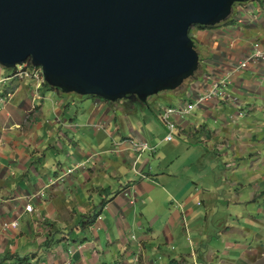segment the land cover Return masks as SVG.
Returning <instances> with one entry per match:
<instances>
[{
    "label": "crops",
    "instance_id": "crops-1",
    "mask_svg": "<svg viewBox=\"0 0 264 264\" xmlns=\"http://www.w3.org/2000/svg\"><path fill=\"white\" fill-rule=\"evenodd\" d=\"M227 29L237 34L229 44L230 48H244V51L240 50L242 54L236 56V59L230 56L229 60L226 57L227 60L220 62L221 65H215L219 68L215 71L212 64H208L205 70L212 78L223 77L230 67L244 57L246 51L248 37L242 33L245 28L228 24L223 31ZM261 42H264V31ZM235 45L237 47H234ZM220 67L223 69L220 70ZM208 74L204 73L198 78L200 81L196 82L197 88L194 92L209 87L210 79L208 81L206 78ZM260 78H264V64L237 73L228 91L242 101L247 87L264 83L259 81ZM5 81L7 85L11 80L9 78ZM29 88L30 91H26L23 98L17 97V102L13 103L11 98L13 107L22 106L21 110L14 108L16 112L9 111L7 115H19L18 122H21L23 127L18 122L14 123L15 120L10 119V123L20 130L27 131L32 138L25 135V138H29L27 146L26 143L17 146L14 142L8 147L9 143H0V264H169L172 259L184 258L185 264H227L225 261L244 264L247 263L246 260H253L254 256L261 259L264 255V205H261L264 204V169L254 167L253 173L246 176L247 166L244 165L243 157L225 155L224 159L228 162L241 164L237 169L236 166L228 169V210L231 208L238 216L243 215L242 213L247 215L243 221H239L241 224L226 222L227 230L216 232L219 236L222 233L228 237L222 240L224 247L219 246L217 250L213 242L205 243V231L197 229L201 224L200 217L193 218V213L185 210L184 217H180L181 213L173 210L167 200H163L166 195L174 198V194L184 190L191 179L173 181V176L177 177L176 175L161 170L146 173L144 170L149 160L141 169L138 168L141 158L147 152L139 153L135 150L132 140L148 141L145 135L153 121L152 116L145 121V126L139 129H135L129 121L127 133L121 132L122 126L119 125L111 131L110 123L117 122V117L110 115L111 109L104 111L111 105L107 101L100 105L94 104L89 113L86 108L73 113L70 107L72 102H75L73 97L66 98L62 91L47 85L37 89L36 85L32 84ZM42 89L45 92L43 96L39 94ZM186 94L177 95L175 100L180 103L186 98ZM0 95L4 96L3 93ZM57 97L59 100L56 101ZM49 101L52 106L46 108ZM118 103L120 104H112L111 108L123 111L127 119L130 118V112L136 110V104L124 105V100ZM244 104L243 106L240 103L239 106L244 109L247 107L245 101ZM220 105L224 113L230 114L237 112L239 107L216 99L200 108L203 114L189 113L192 121L185 117L177 118V132L184 137V142H188L185 141L189 135L187 128L194 127L193 124L197 123L201 116L203 119L199 123L205 121L202 127H205L206 131L202 134L206 140L217 138L216 130H228H224L223 125L215 119L210 122L213 116L221 111ZM64 106L65 108H62ZM143 106L149 108L152 105L148 103ZM205 107L208 109H204ZM161 113L162 110L159 111L160 117ZM251 113L253 114V111ZM155 114L157 115V112ZM31 117L34 123L27 128L26 123H29ZM162 123L168 130L166 123ZM81 127L90 129H80ZM62 128L70 129L74 138L79 135L81 145L87 151L77 149L76 156H71V160L58 159L57 138L67 139ZM193 136L195 139L188 142L192 145L198 142L196 136ZM93 143L102 149V153H112L113 156H90L95 152ZM106 143L108 148H103ZM175 143L181 145L182 141ZM23 144L25 148H22ZM158 149L156 147L152 154L158 155ZM230 150L223 148L220 151ZM137 153L138 157L134 160L132 155ZM69 161L71 166L68 169L75 167L76 172L74 169L73 173L78 176L73 177L72 173L62 176ZM89 170L96 171L91 173ZM109 171L116 174L109 176ZM220 174L216 173L217 179ZM250 181L256 184L252 185ZM165 183H169L177 192H170ZM208 185L214 189V184L208 182ZM175 202L184 203L179 199ZM165 203L169 207L167 210L158 206ZM27 204H32V211L26 210ZM170 212L173 214L170 215ZM229 212L231 213L230 210ZM21 217H28L30 221L21 225ZM14 219L18 220V227L4 231L2 224ZM206 219L207 215L203 220ZM186 227L192 230L195 250H191L185 241ZM232 233L238 236L231 239ZM102 236L105 239L103 242ZM32 257L34 259L31 262Z\"/></svg>",
    "mask_w": 264,
    "mask_h": 264
},
{
    "label": "water",
    "instance_id": "water-1",
    "mask_svg": "<svg viewBox=\"0 0 264 264\" xmlns=\"http://www.w3.org/2000/svg\"><path fill=\"white\" fill-rule=\"evenodd\" d=\"M251 0H0V64L31 59L63 93L147 102L195 76L194 25Z\"/></svg>",
    "mask_w": 264,
    "mask_h": 264
},
{
    "label": "rangeland",
    "instance_id": "rangeland-1",
    "mask_svg": "<svg viewBox=\"0 0 264 264\" xmlns=\"http://www.w3.org/2000/svg\"><path fill=\"white\" fill-rule=\"evenodd\" d=\"M260 1L264 5V0ZM260 9H258V11ZM229 21L230 18L215 27L200 28L197 25L191 27L190 35L194 39L196 43V48L200 54V65L199 69L196 71L195 76L185 80L184 84L180 88L174 91H163L159 94L151 96L149 98L148 103L152 106H150L149 108H145L143 105L137 103L135 105L136 110L130 112V118L128 117V119L126 118V114L123 111H120L117 108H111L112 104L117 103L116 105H119V101L112 103L108 102L111 105L107 104L109 108L107 107L104 110L106 111L107 109H111L110 115L113 117H117V122L113 121L112 123H110V130L113 131L114 127L119 125L122 126L121 132L123 133H127L126 128H128L129 121H131V124L134 126L135 129H139L145 126V121H147V119H150L151 116L153 117V121L150 124V127H148L147 131L145 129V137L150 143V145H156V147L159 148V153L158 155H153L151 152L145 153L138 164V168L141 169L143 164H145L147 160H149V162L147 163V168L146 170H144L146 173H155L158 170H161L166 173H173L174 175H176L177 177L173 176V181H179L178 179H180L181 181L191 179L190 183L187 184V187L184 190L179 191V193H176L177 190L171 187L169 183H165V185H168L167 187L169 191L173 192V194H176H174V198L170 195L169 197L166 195L163 200H167L168 204L172 205L171 208L173 210H178L181 213L180 217H184V210L187 212L191 211L193 213V218L200 217L199 221H201V224L200 227L197 229L205 231V243L213 242V245L217 248V250L219 249V246L224 247V244H222V240H225L228 237L223 236L222 233L219 236V234L216 232H224L225 230H227L225 224L226 222L234 223L236 225L241 224L239 223V221H243L247 215V213H242L243 215L238 216L236 213H234L231 208L229 209L231 213L228 210V205L226 203L228 199L227 195H230L228 187L230 181L227 180V178H229L227 177L229 175L228 169H231L235 166L237 169L238 167H240L241 164L235 165V163L233 162H228L224 159L225 155H230L234 158L243 157V159L245 160L244 165L247 166L246 176L250 175V173H253V171L255 170L254 167L258 168L259 170L264 169V83H259V85L255 84L250 88H246L243 100L246 102L247 107H244V109L239 106L240 103L244 106V101H240L238 97H236L237 103L235 101H225L226 104L235 105L237 107L239 106L237 112L231 114L224 113V111H222L223 104L220 105L221 111L218 114L214 115L213 119H211L210 122H213V120L215 119L219 123H221V125H223L222 128L224 130H227L226 128H228V130L224 132L216 130L215 132L217 138H214L212 140H206V138L203 137L204 134L202 133H205L206 128L202 127L205 121L199 123L203 119L202 116L199 118L197 123L193 124L194 127L190 126L189 128H187L189 135L186 137V139L188 140L185 141H193L195 139L193 135H195L196 140L198 142H195L194 145L188 142H184V137L177 131L174 132L173 142L166 141L165 137L168 134V130L166 129L165 125H162L163 121L161 120L159 111L164 110L168 106L174 105V107H177L179 103V100H175V98H178L177 95L186 94L187 92L194 91L195 88H197V86H195L196 82L200 81V79L198 78L202 74L204 75V73L208 74V71L205 70L208 64H212V69L215 71L219 69L215 65H221L220 62H224L225 60H227L226 57H228L229 59V57L232 56V59H236V56L242 54L244 48L237 50L233 47L230 48L229 45L233 37L237 36L236 32L228 29L226 31H223L224 27L228 26ZM241 27L245 28L242 30V33H244V36L248 37V41L245 44V49L250 40L261 41V37L264 31V24H262L260 21L255 22L253 24L247 23L244 26L241 25ZM234 47L237 46L235 45ZM240 50H242V52ZM225 52H227V54H225ZM15 68L9 69L0 64V94H4V96L0 95V143H9V145H7L8 147H11L14 142L17 143V146L20 143H26L25 145L27 146L29 138H25V135L32 138V135L29 134L27 131L20 130V128H16L10 123V119L15 120V122L13 121L14 123L20 121L19 115L15 114L13 117L7 115V112H16V110L19 111L22 108V106L18 105L16 107H13L12 103L10 102L11 98L13 103L17 102L19 100L17 99V97L23 98L25 96L24 93L26 91H30L29 87L32 84H34V86L36 85V88L38 89L37 80L33 79L36 78L34 77L35 71L31 70L32 72H28V70L22 69L17 72ZM222 69L223 67H220V70ZM9 78L11 80L10 83L5 85V80H8ZM261 80L264 81V78L259 79V81ZM42 85H45V82H43ZM44 93L45 92L43 91V89L39 92V94L42 96ZM14 94H16L14 96L16 98L11 97ZM62 95L66 98L73 97L75 99V102H72V104L70 105L71 112L73 113H77L83 108H86V111L89 113L90 109L94 107V100L100 98L97 96H82L75 92L62 93ZM100 99L104 100L103 98ZM57 100H59V97L56 98V101ZM125 104H127L126 101H124V105ZM51 106L52 102L49 101L47 103L46 108H50ZM207 107H205L204 109H208ZM62 108H65V106ZM200 108L202 107L195 108V111L193 110L192 112H190V114H203ZM239 108L242 109L239 110ZM228 109L229 111H231L230 107ZM244 110L247 112H244ZM252 111L253 114L251 113ZM155 112H157V115L155 114ZM190 114L186 115L185 119L192 121ZM208 119L209 118H207V120ZM29 120V123H26L27 128L34 123L32 117L29 118ZM18 123L22 125L21 122ZM224 124L227 127H225ZM207 126L208 125H206V127ZM80 129L88 130L90 129V127H81ZM62 130L67 135V139L62 140L57 138L56 144L59 148L58 159L67 160L66 158H68L69 160H71V156H76L77 149H85L81 145V137H79V135H75L74 138V135L72 134L70 129L62 128ZM178 140L182 141L181 145H176L175 142ZM25 145L23 144L22 148H25ZM96 145V143H93L92 146H94L93 149L95 152H92L90 156H98L99 158H104L109 155L113 156L112 153H102V149L97 148ZM108 146L109 145L106 143L103 148H108ZM223 148H227L228 150L231 149L229 151L230 153L220 151ZM86 151L87 150H85V152ZM132 157L134 160H136V158L138 157V153L132 155ZM239 160L241 159L239 158ZM65 166L66 172L62 174L63 177L64 175L68 176L71 173L73 177L78 176L76 173H73L75 167L71 168L73 169V171L68 173V167L71 166L70 161L67 162ZM93 171L94 170H89V172L91 173ZM216 173H221L220 178H216ZM115 174L116 173L113 171L108 172L109 176ZM130 175H132V172L130 173ZM136 180L140 181V179ZM208 182L214 184V189L208 187ZM249 183H251L252 185L256 184V182L252 181H250ZM176 198L179 199L180 202L184 203L175 202L177 200ZM159 201L160 198L158 199V202ZM96 204H99V202H96ZM168 204H158V206L162 207L164 210H167L169 208ZM261 205L264 204L262 203ZM171 214H173V212H170V215ZM205 215H207L208 219L203 220L205 218ZM188 218L189 216H187V219ZM188 220L190 221V218ZM19 221L21 225H23L27 221H30V219L28 217H21ZM4 223L2 224V226L4 225ZM186 230L185 232L187 233V237H185V241L188 243V247L191 250H195V246L192 243V239L194 240V236L193 234H191L192 230H190V228L187 229V227ZM4 231H8V229H4ZM230 235V237H232L231 239L236 238L238 236L235 233H232ZM103 241H105V239L102 236V242ZM103 246H106L105 242ZM33 259L34 257L31 258V262ZM238 259L241 258L238 257ZM257 259L258 257L254 256L253 260L249 262L246 260L247 263L244 264H264V255L261 256V259ZM182 260L185 261V259ZM224 263L232 264L231 261H225Z\"/></svg>",
    "mask_w": 264,
    "mask_h": 264
},
{
    "label": "built area",
    "instance_id": "built-area-1",
    "mask_svg": "<svg viewBox=\"0 0 264 264\" xmlns=\"http://www.w3.org/2000/svg\"><path fill=\"white\" fill-rule=\"evenodd\" d=\"M261 8V9H260ZM258 9H260L258 11ZM261 22L264 24V5L260 0H251L245 3H235L233 6L232 13L230 15V26L241 27L247 23L253 24L255 22ZM264 64V42L250 40L246 47L244 57L238 61L235 65L230 67L224 74L223 77L212 78V76L207 75L206 78L209 81V87L201 91H190L187 92L186 98L182 100L177 107L168 106L162 110L161 118L166 123L168 128V134L165 137L166 140L172 141L174 139V132L178 129L177 118H183L192 112L195 108L202 107L203 105L219 99L226 102L235 101L237 103V98L230 91L228 87L232 84L233 78L237 73L244 70H248L252 67ZM30 65V66H28ZM16 71L19 72L22 69L28 70V72H34L33 79L37 80L38 89L42 86V83L45 82L44 75L41 67H36L31 59H28L26 62L16 66ZM43 77V78H42ZM207 81V82H208ZM100 98L95 99V104L100 105L102 102ZM241 112V111H240ZM245 112V111H244ZM133 147L139 153L156 151V147L150 145L148 141L144 140H132ZM140 155V154H139ZM73 169H68V173L72 172ZM27 211H32V204L26 205ZM19 222L17 219L5 222L3 225L4 229L18 227Z\"/></svg>",
    "mask_w": 264,
    "mask_h": 264
},
{
    "label": "trees",
    "instance_id": "trees-1",
    "mask_svg": "<svg viewBox=\"0 0 264 264\" xmlns=\"http://www.w3.org/2000/svg\"><path fill=\"white\" fill-rule=\"evenodd\" d=\"M229 23H230V21H229ZM198 27H200V28H208V27H215V26H202V25H197ZM217 26V25H216ZM192 37V36H191ZM15 68V67H14ZM13 68V69H14ZM45 85H47V86H49V87H51V88H54V89H57V90H59V91H62L61 89H59V88H56V87H52L51 85H49V83H47V82H45ZM92 97H96V96H92ZM122 100H124V101H126V103H127V105H134V104H137V103H139L140 105H145V104H148V101L147 102H142L141 100H139L138 98L136 99V100H130V99H122ZM112 103V102H111ZM185 259V258H184ZM185 261H186V259H185ZM184 260H180V259H172L170 262H169V264H185L186 262H185Z\"/></svg>",
    "mask_w": 264,
    "mask_h": 264
},
{
    "label": "clouds",
    "instance_id": "clouds-1",
    "mask_svg": "<svg viewBox=\"0 0 264 264\" xmlns=\"http://www.w3.org/2000/svg\"><path fill=\"white\" fill-rule=\"evenodd\" d=\"M46 82V81H45ZM101 98V97H100ZM105 100V99H104ZM107 101V100H106ZM107 102H109V101H107Z\"/></svg>",
    "mask_w": 264,
    "mask_h": 264
}]
</instances>
